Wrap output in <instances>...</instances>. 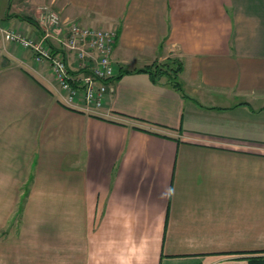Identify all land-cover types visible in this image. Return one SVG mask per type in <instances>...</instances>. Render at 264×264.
<instances>
[{
	"label": "crops",
	"instance_id": "obj_1",
	"mask_svg": "<svg viewBox=\"0 0 264 264\" xmlns=\"http://www.w3.org/2000/svg\"><path fill=\"white\" fill-rule=\"evenodd\" d=\"M44 6L117 30L116 77L101 117L72 110L0 34V264L264 252V0H0V30L37 37Z\"/></svg>",
	"mask_w": 264,
	"mask_h": 264
},
{
	"label": "built area",
	"instance_id": "obj_2",
	"mask_svg": "<svg viewBox=\"0 0 264 264\" xmlns=\"http://www.w3.org/2000/svg\"><path fill=\"white\" fill-rule=\"evenodd\" d=\"M39 27L37 37L14 28H1L0 34L6 42L30 50L35 62L49 63L63 103L89 113L100 112L116 76L117 30L63 20L48 6L41 9Z\"/></svg>",
	"mask_w": 264,
	"mask_h": 264
},
{
	"label": "trees",
	"instance_id": "obj_3",
	"mask_svg": "<svg viewBox=\"0 0 264 264\" xmlns=\"http://www.w3.org/2000/svg\"><path fill=\"white\" fill-rule=\"evenodd\" d=\"M30 23H32L33 25H35L36 27H39V24L33 20V19H30L28 17H25ZM173 62V60H168L166 61L165 63L163 64H160L158 65L157 67L160 68L161 71H164L170 75H172L173 77H176L177 76V72L179 70L182 69V63L180 62L178 67L177 68H174V67H168L169 63L170 62ZM174 63V62H173ZM143 70H149V67L143 69ZM116 77V76H115ZM114 77V78H115ZM64 106L72 109V110H76V111H80V112H85L83 110H79V109H74V108H71L69 106H67L65 103L61 102ZM93 115H96V116H100L99 114L97 113H92ZM101 117V116H100ZM247 260H248V264H264V252H258V251H253L252 252V255L248 256L247 257Z\"/></svg>",
	"mask_w": 264,
	"mask_h": 264
},
{
	"label": "rangeland",
	"instance_id": "obj_4",
	"mask_svg": "<svg viewBox=\"0 0 264 264\" xmlns=\"http://www.w3.org/2000/svg\"><path fill=\"white\" fill-rule=\"evenodd\" d=\"M173 64H174V63L171 61V62L169 63V65H168V67H172ZM174 68H177V67H174Z\"/></svg>",
	"mask_w": 264,
	"mask_h": 264
}]
</instances>
